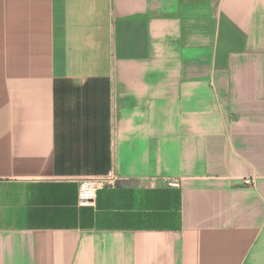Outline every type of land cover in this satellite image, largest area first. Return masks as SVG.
Returning <instances> with one entry per match:
<instances>
[{
	"label": "crops",
	"instance_id": "0c3cea01",
	"mask_svg": "<svg viewBox=\"0 0 264 264\" xmlns=\"http://www.w3.org/2000/svg\"><path fill=\"white\" fill-rule=\"evenodd\" d=\"M0 264H264V0H0Z\"/></svg>",
	"mask_w": 264,
	"mask_h": 264
},
{
	"label": "built area",
	"instance_id": "2783aa9c",
	"mask_svg": "<svg viewBox=\"0 0 264 264\" xmlns=\"http://www.w3.org/2000/svg\"><path fill=\"white\" fill-rule=\"evenodd\" d=\"M117 177L113 172H108L103 176L90 177L78 181L77 204L80 207H93L96 199V193L103 189H111L116 186ZM243 185L252 187L254 178L243 179ZM170 187H178V181H170Z\"/></svg>",
	"mask_w": 264,
	"mask_h": 264
}]
</instances>
